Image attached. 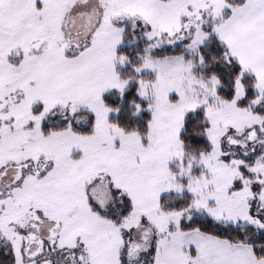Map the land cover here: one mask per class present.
Listing matches in <instances>:
<instances>
[{
    "label": "snow or ice",
    "instance_id": "6c2138e0",
    "mask_svg": "<svg viewBox=\"0 0 264 264\" xmlns=\"http://www.w3.org/2000/svg\"><path fill=\"white\" fill-rule=\"evenodd\" d=\"M0 264H264V0H0Z\"/></svg>",
    "mask_w": 264,
    "mask_h": 264
}]
</instances>
